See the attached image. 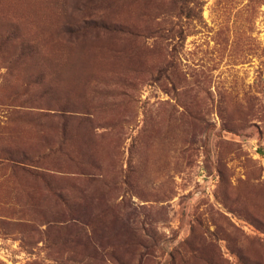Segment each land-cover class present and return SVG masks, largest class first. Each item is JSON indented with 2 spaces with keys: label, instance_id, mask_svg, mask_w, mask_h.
Returning a JSON list of instances; mask_svg holds the SVG:
<instances>
[{
  "label": "rangeland",
  "instance_id": "1",
  "mask_svg": "<svg viewBox=\"0 0 264 264\" xmlns=\"http://www.w3.org/2000/svg\"><path fill=\"white\" fill-rule=\"evenodd\" d=\"M0 264H264V0H0Z\"/></svg>",
  "mask_w": 264,
  "mask_h": 264
}]
</instances>
